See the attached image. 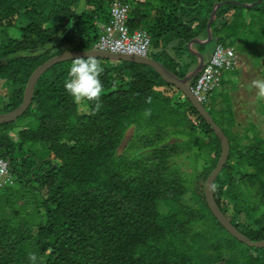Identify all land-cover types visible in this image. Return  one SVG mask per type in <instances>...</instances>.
<instances>
[{"label":"trees","instance_id":"1","mask_svg":"<svg viewBox=\"0 0 264 264\" xmlns=\"http://www.w3.org/2000/svg\"><path fill=\"white\" fill-rule=\"evenodd\" d=\"M121 1L131 6L130 29L150 34L152 58L180 78L195 62L190 42L208 37V21L220 2L240 4L218 10L214 48L236 49L239 41V53L248 55L251 45L264 44V0L249 8L243 3L258 0ZM112 2L0 0V115L21 106L31 75L43 63L95 47ZM154 6L156 13L145 14ZM248 10L250 26H258L245 46L247 38L239 34L247 32L242 20ZM97 60L105 69L98 113L94 103L76 104L66 91L68 60L39 78L26 113L0 124V158L9 161L12 178L0 186V264H31L29 252L37 254V264H264V248L239 242L208 207L205 182L221 143L194 106L149 66ZM175 91L185 99V112L173 103ZM203 105L230 142L214 183L215 200L240 232L264 240V135L255 122H238L229 91L213 92ZM186 161L192 171L182 168Z\"/></svg>","mask_w":264,"mask_h":264},{"label":"water","instance_id":"2","mask_svg":"<svg viewBox=\"0 0 264 264\" xmlns=\"http://www.w3.org/2000/svg\"><path fill=\"white\" fill-rule=\"evenodd\" d=\"M263 0H259L258 2H255L253 4H243L244 7L249 8L252 6H255L257 4H260ZM232 2L234 4H240L236 1H224L220 2L215 5L213 8L211 17L207 24V31H208V37L207 39H201L196 38L192 40L189 44V49L191 50L192 55H194L197 59L195 68L191 69L184 78H180L176 74H174L172 71H170L162 62L152 58V57H137V56H131V55H122V54H113L108 52H101L97 50H89V51H68L62 54H59L57 56L52 57L45 63H43L41 66H39L34 73L31 75L28 84L26 86V90L24 93V99L21 104V106L16 109L15 111L0 115V124L3 123H12L19 119L31 106V103L33 101V95H34V89L36 86L37 81L39 78L47 72L50 68H52L54 65H57L59 63H63L65 61L77 58V57H87L92 56L96 59H104L109 61H125V62H133L138 64H143L146 66H149L153 68L157 73L160 75V77L168 84L173 85L176 87L188 101L194 106V108L197 110V112L201 115V117L206 121V123L211 127V129L214 131L216 136L219 138L221 143V154L217 163V166L215 169L211 172L209 177L206 180L205 187H204V196L206 199V202L208 204V207L214 217L218 220V222L224 227V229L230 233L234 238H236L239 242L247 245L250 248H257L262 249L264 248V240L259 241H253L250 238H248L246 235H244L242 232H240L225 216V214L221 211L219 208L215 197H214V183L217 179L218 175L221 173L222 169L224 168L226 162L228 161L229 154H230V142L228 137L225 135L221 127H219L214 119L212 118L209 111L206 109V107L201 104L192 93L190 86L192 81L199 75V73L202 71L204 67L205 61H210L212 55L208 54L206 57H203L202 54H200L199 51L192 50V47L194 44H205L212 40L213 38V32H212V24L214 23L218 10L226 5L227 3ZM0 32H1V18H0ZM87 52V53H86ZM68 53V55H66Z\"/></svg>","mask_w":264,"mask_h":264},{"label":"built area","instance_id":"3","mask_svg":"<svg viewBox=\"0 0 264 264\" xmlns=\"http://www.w3.org/2000/svg\"><path fill=\"white\" fill-rule=\"evenodd\" d=\"M130 5L121 0H113L110 8V20L101 24V37L95 49L109 53L147 57L151 51L152 40L146 30L132 31L128 26ZM239 67V57L232 47L217 45L201 73L190 86L195 98L203 104L221 85L222 70H234ZM12 180L9 161L0 158V186Z\"/></svg>","mask_w":264,"mask_h":264},{"label":"rangeland","instance_id":"4","mask_svg":"<svg viewBox=\"0 0 264 264\" xmlns=\"http://www.w3.org/2000/svg\"><path fill=\"white\" fill-rule=\"evenodd\" d=\"M159 3H161V1ZM124 4H129V3H124ZM243 4H249V3H243ZM156 8L157 7L154 6L152 8V10H150L149 12L146 11L145 14H147V13L150 14L153 11H154V13H156V11H157ZM224 8H226V6ZM130 11H131V9H130ZM237 13H238V11H237ZM244 14L246 16H244V18L242 20V25L247 29V32L243 33L242 31H240L239 36L241 38H247L245 41V46H248V45H250V38H251V34H252L251 30L256 28L258 25L254 24L253 26H250L251 21L253 22V18H251L249 15H251V16H253V15L250 14L249 10L244 11ZM129 16H130V12H129ZM235 17L236 16H233V13L231 12L229 15V19L233 20ZM263 23H264V17H263ZM252 37L256 38V37H254L253 34H252ZM204 45L206 46V50H207L206 53L207 52L213 53V51L215 49L214 48V42L205 43ZM236 45H237L236 49H238V50H236V49L235 50H236L238 57H239V67L237 69L239 71V75L238 76L236 75V77H235L233 71L222 70L221 76H220L221 85L218 89L215 90L214 95L217 96V94H221L222 92L227 93L229 91V93L232 94V96L234 98L235 111L237 112L238 122L241 123L242 126H250V122H255L257 124L261 134L264 135V116L261 115V111H262V109H264V106L262 108L261 103H260L261 101L264 102V100L260 101L259 99H257L256 89L250 87L251 82L254 79H264V44L261 43V44L257 45L255 43V44H253V46H255L253 49H252V45H251L249 47L250 52L247 53L248 55H241L239 53V48H240L239 41H237ZM241 45H243V44H241ZM92 50H94V49H92ZM192 50L195 51V47H192ZM204 50H205V48L203 49V51ZM97 51L106 52L105 50H102V49H98ZM113 54H115V53H113ZM122 55H125V54H122ZM149 56L150 57L155 56L154 49H153V51L151 50ZM137 57H141V56H137ZM190 59H193V61H195L194 64L191 65V66H194L196 63V57L192 56ZM114 63L118 64L120 62H114ZM231 79L233 80V83L237 84L235 89L233 88L232 83L228 84V82ZM191 85H192V83H191ZM167 94H171V93L167 92ZM174 95H176V97L173 99V103H177V104L181 103L180 107H179V111L185 112L186 107H188V106H187V104H185V106L182 105L183 101L185 100V99H183L181 101V99L179 98V97H182V94L178 91H175ZM220 100H221V98L219 97L218 101H220ZM184 103H187V101H185ZM260 109H261V111H260ZM81 112H83L82 109H81ZM170 121L175 125V122L173 120H170ZM133 130H134V128H131L128 131L127 137L119 149L120 152H123L125 147L128 145V139L130 138ZM173 140L174 139H170V141H173ZM194 145L195 144L191 141V147L192 148H194ZM185 163L187 165H183L182 168L185 169L186 171H192V168L190 166V165H192L191 161H189V162L186 161ZM202 164L203 163L201 162L199 165V168L201 170H202ZM226 257H228V256H226Z\"/></svg>","mask_w":264,"mask_h":264},{"label":"clouds","instance_id":"5","mask_svg":"<svg viewBox=\"0 0 264 264\" xmlns=\"http://www.w3.org/2000/svg\"><path fill=\"white\" fill-rule=\"evenodd\" d=\"M93 49H95V47ZM151 50H152V45H151ZM66 55H68V53H66ZM147 57L150 56L148 55ZM71 61L72 64L70 70L68 71V79L65 80L66 91L72 96L73 101L76 104H80L82 101H88L94 103L95 107L93 109V114H96L103 107L101 98L104 92V85L100 79V76L104 73L105 69L101 65V63L92 56L77 57L71 59ZM207 62L209 61H205L204 66ZM195 65L192 66L191 69L195 68ZM234 70H229V71H234ZM250 87L256 89L257 99L264 100V79H254L251 82ZM28 259L31 262V264H37L38 256L35 252H29Z\"/></svg>","mask_w":264,"mask_h":264},{"label":"crops","instance_id":"6","mask_svg":"<svg viewBox=\"0 0 264 264\" xmlns=\"http://www.w3.org/2000/svg\"><path fill=\"white\" fill-rule=\"evenodd\" d=\"M144 0H142V2H143ZM219 19V18H218ZM130 27V26H129ZM144 30V29H143ZM201 39H204L203 37L201 38ZM206 39H207V37H206ZM193 47H195V51H199L198 50V47H197V44H194L193 45ZM200 54H202L203 55V57H206L208 54L206 53V49L203 51V50H201L200 51Z\"/></svg>","mask_w":264,"mask_h":264}]
</instances>
